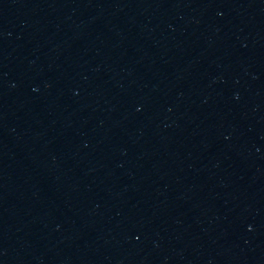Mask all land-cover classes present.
Listing matches in <instances>:
<instances>
[{"label": "water", "instance_id": "1", "mask_svg": "<svg viewBox=\"0 0 264 264\" xmlns=\"http://www.w3.org/2000/svg\"><path fill=\"white\" fill-rule=\"evenodd\" d=\"M0 264H264V0H0Z\"/></svg>", "mask_w": 264, "mask_h": 264}]
</instances>
